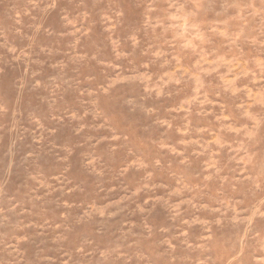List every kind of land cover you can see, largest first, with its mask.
Wrapping results in <instances>:
<instances>
[{
	"label": "rangeland",
	"instance_id": "rangeland-1",
	"mask_svg": "<svg viewBox=\"0 0 264 264\" xmlns=\"http://www.w3.org/2000/svg\"><path fill=\"white\" fill-rule=\"evenodd\" d=\"M0 264H264V0H0Z\"/></svg>",
	"mask_w": 264,
	"mask_h": 264
}]
</instances>
